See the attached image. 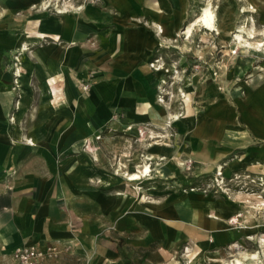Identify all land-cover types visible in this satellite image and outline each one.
<instances>
[{
	"label": "crops",
	"instance_id": "obj_1",
	"mask_svg": "<svg viewBox=\"0 0 264 264\" xmlns=\"http://www.w3.org/2000/svg\"><path fill=\"white\" fill-rule=\"evenodd\" d=\"M195 1L103 0L33 16L15 15L21 0L9 2L0 20V264H19L13 252L22 245L58 246L46 264H76L73 253L77 264H177L176 248L213 258L263 227L247 209L250 194L173 189L146 201L117 182H95L103 167L86 142L101 145L109 126L155 117L158 74L149 62ZM248 90L229 92L240 106L217 99L205 117L190 116L173 147L156 150L201 170L264 175V86ZM173 163L163 170L176 173ZM126 243L150 247L144 261L130 262Z\"/></svg>",
	"mask_w": 264,
	"mask_h": 264
},
{
	"label": "rangeland",
	"instance_id": "obj_2",
	"mask_svg": "<svg viewBox=\"0 0 264 264\" xmlns=\"http://www.w3.org/2000/svg\"><path fill=\"white\" fill-rule=\"evenodd\" d=\"M10 1L0 0V20L8 15ZM100 1L103 0H21L13 13L17 16L56 15ZM208 1H195L189 20L174 37L162 42L149 62L158 74L155 99L159 109L155 117L115 128L109 126L97 135V139L102 136L104 140L101 145L89 147L90 142L87 141L85 147L93 152V159L103 167L102 175L95 178V182L99 181L107 187L117 182L121 190L136 192L146 201L158 199L156 196L161 193L160 190L171 192L173 189L198 188L226 195L250 194L247 209L256 208V216L260 220L258 224L263 226L257 229L251 227V237L237 240L213 258L201 256L186 245L171 253L177 264H229L236 258H240L243 264H264V175L238 172L226 175L223 166L201 170L195 168L196 162L192 158L176 157L173 153L169 155L163 150H156L173 147L178 130L184 128L181 122L190 116L205 117L211 103L217 99L227 101L234 99L229 92L244 96L249 87L264 86V17L260 9L263 4L260 5L259 0H210L218 29L210 30L197 25L190 35L185 34V28ZM240 26L245 27L244 37L251 41L250 45L245 41L239 44L236 40L235 33ZM160 28V31L163 30L162 26ZM250 32L254 37L249 36ZM82 86L86 90L89 84ZM210 86H217L219 93L210 97L207 93ZM235 100L234 105L240 106ZM171 160L176 173L168 174L163 169ZM144 166L149 169L145 170ZM134 172L139 173L136 179L130 177ZM238 217L230 218V222L237 223ZM158 245L151 249L158 248ZM122 249L130 262L140 263L147 257L150 247L136 249L126 243ZM63 251L70 252V247L66 246ZM254 253L258 258H252ZM73 254L76 264L80 263L81 259ZM85 264L89 263L86 261Z\"/></svg>",
	"mask_w": 264,
	"mask_h": 264
},
{
	"label": "bare ground",
	"instance_id": "obj_3",
	"mask_svg": "<svg viewBox=\"0 0 264 264\" xmlns=\"http://www.w3.org/2000/svg\"><path fill=\"white\" fill-rule=\"evenodd\" d=\"M197 25H203L205 28L210 29V30H215L217 28L216 27V14H215V11L213 9L212 2L210 0L202 7L200 13L188 24V26L184 30V33L190 35L192 33L193 29ZM245 31H246L245 27L244 26H240L238 31L235 33L236 40L238 41L239 44L243 43L242 41H245L246 44L250 45L251 41H249L248 39H246L244 37V32ZM249 36L252 38V37H254V34H252L250 32ZM259 44L262 45V42H259ZM144 167H146V168H144L145 170L149 169L148 166H144ZM138 174L139 173L134 172V173H132L130 175V177L132 179H136V178H138ZM262 241L264 242V237H262ZM251 256H252L253 259L258 258V255L256 253L252 254ZM229 264H243V262H242V260L240 258H236L233 261H231Z\"/></svg>",
	"mask_w": 264,
	"mask_h": 264
},
{
	"label": "built area",
	"instance_id": "obj_4",
	"mask_svg": "<svg viewBox=\"0 0 264 264\" xmlns=\"http://www.w3.org/2000/svg\"><path fill=\"white\" fill-rule=\"evenodd\" d=\"M69 247L70 245L67 246ZM60 252L61 249L55 245H49L45 249L37 245H22L14 249L13 257L19 264H46L50 258L58 257Z\"/></svg>",
	"mask_w": 264,
	"mask_h": 264
}]
</instances>
